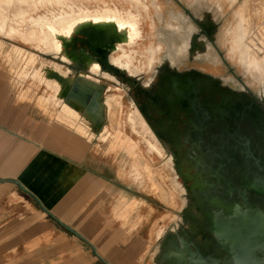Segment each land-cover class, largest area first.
<instances>
[{
  "label": "crops",
  "instance_id": "0c3cea01",
  "mask_svg": "<svg viewBox=\"0 0 264 264\" xmlns=\"http://www.w3.org/2000/svg\"><path fill=\"white\" fill-rule=\"evenodd\" d=\"M23 80L0 74V264H142L150 239L142 232L144 213L140 218L138 211L146 207L147 186L137 185L142 196H135L133 168L127 164L119 181L116 156L106 161L109 169H102L95 141H54L55 120L87 132L63 106L56 111L50 106L53 122L39 134L31 103L21 101L31 92L37 99V92L21 85L13 91V83ZM132 198L142 203L129 212Z\"/></svg>",
  "mask_w": 264,
  "mask_h": 264
},
{
  "label": "rangeland",
  "instance_id": "374dc122",
  "mask_svg": "<svg viewBox=\"0 0 264 264\" xmlns=\"http://www.w3.org/2000/svg\"><path fill=\"white\" fill-rule=\"evenodd\" d=\"M30 1L31 0H24V2L27 3ZM131 1L133 2V0H101V2L100 0L44 1L40 7L32 11L21 13L22 15L20 14L19 16L15 17L13 7L16 2H19V0H0V74L17 75V79H24L21 82L18 81L13 83V91L16 93H18L21 88L18 85L22 86V90L27 89L37 92V99L39 103H37V99L33 92L30 93L31 97H29V95L27 98L21 99V101L22 103H31L32 110L38 119L39 134L45 130L47 124L53 122L52 116L54 115H50L53 108L50 106H53L54 104V93L50 91L45 82H33L28 76L21 78L20 75L22 74L20 73L27 71L29 66H32L30 70L38 69L39 60L41 67L45 64L51 65L52 63H55L56 66L65 73H68L69 68H67L68 65L65 63H57L51 60L52 57L50 54L52 53L51 50L53 49V45L55 43V41L52 39L53 31L45 25L41 26L40 23H34L30 21L29 17L42 15L46 13L45 11L49 10L53 11L54 14H58L62 11L72 14H89L96 12L97 10L103 11L106 8H112L114 6L124 9L131 7ZM142 1L144 3L146 2L145 4L148 6L152 24L150 25L149 20L146 19L141 26V31L146 37H144V39L142 38L140 41H134L135 43L132 45L130 44L123 46L121 49L131 48L134 51L139 50V64L141 67L139 66L138 68V66L133 62L129 63L134 64L136 68L145 72L143 73L144 79L154 75L156 68H158L160 66V62L167 57L168 52L173 55L172 67L176 70L181 71L190 67L207 69V61H205L203 57H191L192 55L188 53V51L179 53L174 52L171 49L170 44H178L180 42L181 36H185L187 33L192 31V29H187L188 26L193 24L191 21V16L195 17L196 19L204 18L209 20L212 18L214 21V26L210 35L220 50L222 57L230 66L231 70L246 85L248 90L258 95L260 90L264 92V80L258 78L259 75L257 72H250L243 67L241 62L238 60L236 51L234 49L231 50V45L229 42L231 35L236 33L239 36V39H241L246 45L247 49L254 56H256V59L260 60L262 64H264V0ZM198 1H200L199 4H193ZM178 14L184 15L185 19L182 23L183 28L180 31H175L173 29L177 27L178 18H176V15ZM170 15H173V17L169 19ZM25 22L27 26L24 25ZM39 33L42 34V37ZM148 39H151L152 45L155 49V55L153 54L151 57H149V59H147L145 55L142 54ZM46 41L50 43V45L48 44L49 46L45 44ZM159 43L161 44V48H159ZM119 52L116 53L115 57H117ZM215 68L216 73L224 76L227 75L226 69L222 65L217 64ZM79 74L80 72L77 73V75ZM92 76L98 79L100 84H103L108 88L110 86L108 90L101 93L100 99L112 93L118 98V103L115 106V110L109 109L108 106H105V109L103 110L104 118L107 119L105 133L97 135V132H92V134L89 135L90 125H87L85 121L83 122L79 117L76 116V114H74L71 116L77 118V121L80 122L87 132L83 131L82 129H77L72 122H69L68 126V124L65 122L61 124L60 121L58 122V120H55L53 123L55 133L54 141H79V139H81V141H95L97 144H99L97 147L100 148L96 152L101 155L103 159L102 169H109V162L107 163L106 161L111 159L114 160V157L116 156V167L119 181L125 179V173L122 171L125 169V165L127 164L128 166H132L134 175L133 182L136 184L134 185L135 196H142V194L137 192L139 189L137 188V185L140 186L144 183L148 190V194L143 195L148 199L146 207L142 209L140 208L138 213L140 214V218L142 213H144L143 221L145 225L142 232H144L150 239L151 253L155 243L153 238V236H155V230L159 228L162 229V227L167 228L171 224V219L174 217V215H176V212L181 210V200L180 198L176 197L177 195H175L177 194L178 189L173 187L171 180L166 178V175L164 174L165 172L161 170V167L159 166L160 158L151 156L152 159H150L138 145L134 135L130 130V127L126 125L125 111L127 107L130 106V103H132V108L138 116V122L140 121V112L130 100L126 90L123 91L120 87L113 85L114 82L99 77L94 73ZM227 77L228 80H231L229 75H227ZM228 83L235 89L238 86L237 82L233 80ZM260 97H262L264 100V96ZM45 107H50L49 110L47 108L48 113L44 112ZM57 107L58 106H55V109L53 110L56 111L58 109ZM67 113L70 115L68 111ZM113 118L115 119V124H111ZM62 128L65 130H62ZM67 129L70 131L69 135ZM145 129L151 136V139H153L161 147L149 126H145ZM111 132L113 134H111ZM72 135L73 138H70ZM105 141H113V144L108 146L105 144ZM125 141H133V146L126 147L124 145ZM166 173L169 174L170 172L166 171ZM141 203L142 202L136 198H132V203L129 204L128 202V211H136L138 209V204L140 205ZM175 203L177 204L173 206ZM139 214L136 215V221L139 219ZM136 221L134 223H136ZM148 251L149 250H146L140 257V261H143L142 264H152L150 253H148Z\"/></svg>",
  "mask_w": 264,
  "mask_h": 264
},
{
  "label": "water",
  "instance_id": "95a60500",
  "mask_svg": "<svg viewBox=\"0 0 264 264\" xmlns=\"http://www.w3.org/2000/svg\"><path fill=\"white\" fill-rule=\"evenodd\" d=\"M74 67L80 69L79 66ZM81 69L82 71L78 70L76 74L87 73L85 69ZM156 69L158 70H155L152 76L153 81L159 79L158 73L162 75L163 70H166L165 65L162 64ZM168 71L171 72L162 75L160 85L155 91L158 95L157 99H147L141 93L148 106L145 110L150 115L145 119L158 137L157 132H161L171 140L176 154L178 177H183L186 182L185 195L190 203L178 211L179 220L185 224L179 226L182 236L178 235L176 239L167 240V244H160L161 236L155 239L153 251L156 244H159V253L151 262L152 264H264V176L248 166H245L247 171L243 174L232 171L226 176L223 174L225 170L222 168V163L214 169L206 162L207 155L201 149V141H184L188 139L189 131H178L177 117L182 112L184 116H188L190 108L198 106L197 100L206 94L212 99L215 92L207 91L206 83H210L209 79L199 73H181L172 70L170 66ZM77 79L78 77H75L71 83L68 96L78 101L83 108L97 112L100 93L78 88ZM220 89H224L226 94L231 93L228 88ZM126 92L130 100L135 98L131 91L126 90ZM134 103L142 112V100L135 99ZM184 123L193 124L190 118ZM253 158L257 165L259 159L254 156ZM260 169L264 170V166ZM42 209L95 251L93 245L77 231L59 221L43 207ZM171 226H174L173 222L165 229ZM166 238L165 235L162 242Z\"/></svg>",
  "mask_w": 264,
  "mask_h": 264
},
{
  "label": "bare ground",
  "instance_id": "6f19581e",
  "mask_svg": "<svg viewBox=\"0 0 264 264\" xmlns=\"http://www.w3.org/2000/svg\"><path fill=\"white\" fill-rule=\"evenodd\" d=\"M20 1L22 0L16 2L13 7L15 17L19 16L21 13H24L26 11H32L40 7L44 1L52 2L54 0H31L29 3L24 2V0L22 2ZM145 3L142 0H133V2L131 1V7L121 9L114 6L112 8H106L103 11L97 10L96 12H92L89 14H72L64 11L58 14H54L51 10L45 11L43 9L46 13L42 15H37L35 17L28 16L30 21L34 23H40L41 26L45 25L53 31L52 39L53 41H55V43L53 45V49L51 50L52 53L50 54L52 57L51 60L57 63H65L66 65H68L67 68H69V71L68 73H65L60 68H58L55 63H52L51 65L45 64L41 67L39 60L38 69L30 70L32 66H29V69H27V71L25 72H22L21 74L36 80V83L45 82L50 91L54 93L53 102L55 106H63L66 111L70 113V115L68 114L69 116L76 114V116L79 117L83 122L85 121L87 125H90L89 135L92 134V132H97V135L105 133L107 127V119L104 118L103 110L105 109V106H108L109 109L115 110V106L118 103V98L113 93L104 96V98L102 99L98 97V111L94 113L90 110H87L83 108L82 105L74 98L68 96V90L75 77H78L76 84L78 88L88 90L89 92L97 91L101 95V93L108 90L110 86L108 88L105 85L100 84L98 82V79L92 76V74L94 73L99 77L114 82L113 85L120 87L123 91H131L132 96L135 97L134 99H131L133 103L135 99L138 101L142 100V112L137 108L134 103V105L140 112V121L138 122V116L132 108V103H130V106H128L125 111V123L130 127V130L134 135L138 145L141 147L142 151L150 159H152L151 156L160 158L159 166L161 167V170L165 172L164 174L166 175V178L171 180L173 187L178 189V192L175 195H177V198L181 199V208H183L190 202L185 195L187 192L186 182L183 177H178L179 172L176 168V154L175 150L172 148L170 142L171 140L165 137L161 132H157L160 137L159 138L151 130L155 135L158 143L163 148L162 150V148L153 139H151V136L145 129V126H149L145 117L149 118L150 115L145 110L146 108H148V106L145 100L143 99V95L147 99H157L158 95L155 91L160 85L161 77H163L162 75H167L171 71H168L169 67L165 62L166 59H164L160 62V64L165 65L166 70H163L162 75L156 73L157 76H159V79L153 81L152 76H149L147 79H144L143 73L145 72L138 69L140 66L139 50L134 51L131 48L121 49V47L123 46H127L130 44L132 45L133 43H135L134 41H140L142 38L144 39V37H146L145 34H143L141 31V26L143 25L146 19L149 20L150 25L152 23L150 20L148 6ZM196 3H200V1ZM172 17L173 15H170L169 19ZM24 25H26V22ZM41 35L42 34H40V36ZM229 42L231 45V50L234 49L236 51L238 60L241 62L243 67L249 70L250 72H257V74L259 75L258 78L264 80V64H262L260 60L256 59V56H254L247 49L243 41L239 39V36L236 33H234V35L232 34L229 39ZM45 44L50 45L48 41H46ZM159 48H161L160 43ZM120 49L121 51L119 52ZM154 50L155 49L152 45L151 39H148V42L146 43L144 52H142V54H144L145 57L149 59V57H151L153 54L155 55ZM117 52H119V54L117 55V57H115ZM46 59L49 60L48 58ZM129 62H133L138 66V68H136L134 64H130ZM72 65L79 66L80 69H76ZM81 68L85 69V72L87 73H81L77 75L75 71H82ZM166 71L168 72L166 73ZM208 81L215 82L217 80L209 79ZM133 84L134 87H132ZM141 93H143V95ZM259 94L264 95V92L260 90ZM113 120L111 121V124H115V119L113 118ZM112 132L111 134H113ZM166 171H169L170 173L168 174L166 173ZM176 204L177 203L173 204V206H175ZM191 209L195 211L193 206H191ZM179 218L180 215L178 214V212H176V215H174V217L171 219L174 223V226H171L168 229L162 227V229L159 228L155 230L154 237L157 239L161 236L160 244H167V240L176 239L178 235L182 236V232L180 231L179 226L183 225L184 222L179 220ZM165 235L167 237L165 239L166 241L164 240L162 242V238ZM148 253H150V251H148ZM158 253L159 244H156L154 251L152 250L150 253V259H155Z\"/></svg>",
  "mask_w": 264,
  "mask_h": 264
},
{
  "label": "flooded vegetation",
  "instance_id": "af4514ba",
  "mask_svg": "<svg viewBox=\"0 0 264 264\" xmlns=\"http://www.w3.org/2000/svg\"><path fill=\"white\" fill-rule=\"evenodd\" d=\"M176 17L178 23L173 30L180 31L183 28L182 23L185 16L178 14ZM191 21L193 24L187 29H192V31L181 36L178 44L171 43L170 47L177 53L188 51L191 57H203L207 61V69L190 67L177 71L195 72L207 79L217 81L206 83L207 91L215 92L213 98L210 99L206 94L196 101L198 106L190 108L188 116H184L182 112L177 117V129L181 132L189 131V137L184 141H201V149L207 155L206 162L214 169L222 163V168L225 170L224 175L229 176L232 171L243 174L247 171L245 166H248L264 176V170L260 169L264 166V100L247 89L222 57L210 35L214 26L213 19H196L191 16ZM167 56L165 58L167 66L176 70L172 67L173 55L168 52ZM217 64L226 69L231 80H228L227 75L215 72ZM232 80L237 82L236 89L228 83ZM221 87L228 88L231 93L226 94L224 89H220ZM206 102L209 104H202ZM188 118L193 124L184 123ZM253 156L259 159L257 165H255Z\"/></svg>",
  "mask_w": 264,
  "mask_h": 264
}]
</instances>
